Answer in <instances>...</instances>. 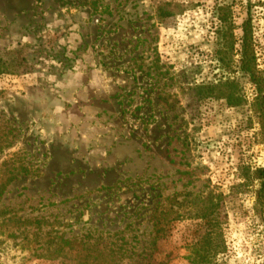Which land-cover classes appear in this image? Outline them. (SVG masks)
<instances>
[{"label": "rangeland", "instance_id": "rangeland-1", "mask_svg": "<svg viewBox=\"0 0 264 264\" xmlns=\"http://www.w3.org/2000/svg\"><path fill=\"white\" fill-rule=\"evenodd\" d=\"M164 2L185 8L160 21ZM220 3L233 13L231 70L215 54ZM247 12L264 82V0H0V61L13 62L0 73V164L28 167L1 210L74 233L125 229L145 247L153 210H171L179 217L154 256L193 264L210 229L193 209L208 196L221 244L208 264H264L250 178L264 166V141L256 86L238 66ZM226 79L239 104L198 98L195 85ZM21 239L0 227V264H59Z\"/></svg>", "mask_w": 264, "mask_h": 264}, {"label": "trees", "instance_id": "trees-1", "mask_svg": "<svg viewBox=\"0 0 264 264\" xmlns=\"http://www.w3.org/2000/svg\"><path fill=\"white\" fill-rule=\"evenodd\" d=\"M185 6L176 5L169 2L158 4L155 7V16L158 20L182 12ZM216 19L218 21L216 59L220 66L226 70L232 68V52L236 42L233 33L234 24L232 20V10L230 5H216ZM241 36L238 66L239 70L245 74L248 80L256 86L257 94L252 101V109L260 125V134L264 141V82L256 70L255 56L252 42V25L249 13L240 24ZM13 62L0 61V73L11 70ZM234 83L233 80H219L216 83L199 84L194 86L199 99L208 97L224 98L230 105L239 104L242 100L237 91L227 90L228 85ZM28 172V167L23 163H16L13 159L4 160L0 164V227L1 229L11 230L19 233L22 237V245L29 247L30 244L43 246V252L63 264L67 259L70 264H163L157 256H154L157 249L156 240L163 237L169 230L173 220L179 217L173 212H157L156 209L150 217L152 220L153 239L149 247L139 245L136 236H126L125 229L111 231L110 229L98 230L92 224L84 228L83 232L74 233L73 231L63 230L64 225H69L53 219L48 221L44 218L29 220L23 219L16 214H8L3 211L2 197L7 187L16 179L18 174ZM257 186L254 190V207L256 214L264 213V166L256 168L250 175ZM202 198V197H201ZM196 199L204 203L203 208L193 209L194 215L205 220V224L210 226L199 241V247L194 248L196 258L190 259L193 264H208L221 248L217 241L218 233L213 225V204L210 203L208 196ZM196 200V201H197ZM192 209H188L191 212ZM181 217V216H180ZM15 236L14 234H12ZM136 237V240H134ZM195 246V245H194ZM155 252V253H154ZM158 252V251H157ZM68 264V263H65Z\"/></svg>", "mask_w": 264, "mask_h": 264}]
</instances>
